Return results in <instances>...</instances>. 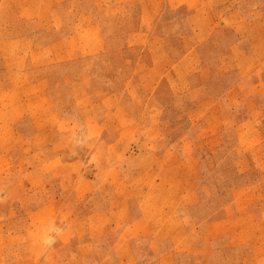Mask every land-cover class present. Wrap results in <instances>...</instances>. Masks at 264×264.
<instances>
[{"label":"crops","instance_id":"obj_1","mask_svg":"<svg viewBox=\"0 0 264 264\" xmlns=\"http://www.w3.org/2000/svg\"><path fill=\"white\" fill-rule=\"evenodd\" d=\"M110 1L0 0V264H42L49 247L57 264H264V157L257 152L264 140L252 146L242 140L264 119V0ZM132 7L135 28L105 37L96 14L119 10V19L129 21ZM157 18L161 34L151 32ZM176 28L185 32L181 40ZM135 48L169 78L166 105L136 77L121 97L91 96L100 81L113 83L88 81L85 68L55 82L85 59ZM59 66L68 70L51 72ZM63 89L67 114L55 101ZM180 99L193 103L184 116L198 131L180 144L164 143L163 115ZM120 115L130 124L115 126ZM237 115L243 119L235 122ZM128 129L141 141L119 153ZM229 131L237 138L235 169L251 181L231 190L217 218L185 221L186 211L201 205L199 155L219 151ZM107 133L109 143L101 141ZM90 137L93 146L80 160L83 138ZM8 180L14 185L7 187ZM98 196L96 208L90 201ZM100 212L111 222L98 223ZM102 230L116 233L105 254L97 248Z\"/></svg>","mask_w":264,"mask_h":264},{"label":"rangeland","instance_id":"obj_2","mask_svg":"<svg viewBox=\"0 0 264 264\" xmlns=\"http://www.w3.org/2000/svg\"><path fill=\"white\" fill-rule=\"evenodd\" d=\"M113 3V0L110 1ZM132 18L129 21H123L119 19L121 16L119 13V10H113V14L110 11L105 12L104 14H96L98 20L101 22V26L103 29V32H105V37H110L108 32H126L127 30H130L131 28H135L136 26V16L135 12L136 8L132 7L131 9ZM163 27L161 28L160 20L157 18L153 26L151 27V32H155V34H161ZM175 37L178 40H181L182 35L185 34L183 32V29L176 28L175 30ZM226 41V40H225ZM226 44L227 41H226ZM206 54H203V57H206ZM211 57V56H210ZM143 57H141L140 49L135 48L132 51L120 50L115 52H108L102 55L101 57H97L95 59H85L83 60V67L81 69H75L73 73L66 74L64 77L61 75L55 81L57 84L62 83L63 80L66 77H74L77 78L81 74L78 72L82 71L83 74V68H85V76L87 77L88 81H96L97 79L101 77H106L107 80L111 81L113 85H103L100 81L96 84L95 88L91 90V96H94L93 94H100V93H117L119 97H121L127 87V81L131 78H138L137 81L139 84H142L145 91H147L150 94H155L154 96L158 99H160V103L166 105L169 103V84H168V77L166 79V76L163 74V69H156V66H154V63H151L149 59L144 60ZM153 60L161 61V59L157 56ZM102 64L101 67H99V64ZM153 66V67H151ZM64 70H68L66 67H56L51 72H58L61 73L64 72ZM163 78V79H160ZM107 82V81H106ZM156 82H159V85H156ZM229 84V83H228ZM183 88V85L180 86ZM228 86H226L224 89H226ZM96 89L95 93H92ZM68 89H63L60 92L57 93V96L55 97V101H57V109L61 114H67L68 112H71V104L68 99ZM196 94V93H195ZM171 97V94H170ZM64 99V100H63ZM184 99H180V106H172L165 112L163 115L165 118L163 127L161 128V132L164 131L163 136L166 138L162 142L167 143L170 140L176 141L177 144H180L181 141H183V138L185 136H194L198 129L193 128V124L189 123L187 117L184 116V109H189L193 103H191L189 100L183 101ZM184 102V107L182 103ZM145 105L150 106V102H144ZM261 108L264 109V100L260 101ZM139 106L141 104L140 100L138 98H134L133 100V106ZM182 105V106H181ZM127 105H123L122 101L120 100L118 103V108L123 109L126 111ZM151 107V106H150ZM131 108H133L131 106ZM130 114V116L136 121L138 117H136V112ZM241 112V111H240ZM240 112H237V114H241ZM77 119H82L81 116L77 115ZM84 119L87 120V116L84 117ZM115 122V126L118 125H126L130 124L129 121L125 120L122 115H120L118 118H113ZM243 117L237 115L235 116L234 121L238 122L241 121ZM228 124V123H227ZM229 124H232V118L229 121ZM228 126V125H227ZM113 128V127H112ZM111 128V129H112ZM255 130V128H254ZM91 134V133H89ZM122 140L121 144H117V148L115 151L121 153L123 151V148L125 147L126 143L129 144H139V138L131 134L130 130L128 129L127 134L124 132L121 134ZM243 135V133H242ZM83 140H86L87 142L84 144V148H82L81 151H79L80 160H84L87 157V151L90 150L88 148H91L93 145L88 146V143L92 141L93 139L90 138H83ZM243 142H247L246 146H249V144L252 146L253 144L259 143L261 140H264V119L262 120V124L259 126L258 131H254V133H251V137L249 140H246V137L244 136L242 138ZM101 141H105L109 143V133L103 135V139ZM236 142L237 138L234 133V131H229L226 134H224V139L222 138V148L219 149V151H216L212 154L207 153H201L199 157L201 158V177L199 175V182L197 184L199 193L202 195L201 197V205L200 208L194 209V210H188L185 213V221L188 220V218H194L197 217L198 222L202 223L204 221L217 218L219 216V213L221 209L224 207V205L228 204L231 200V190L235 188H240L243 185H246L250 183L251 178H244L241 174L237 173L235 166L233 164V161L236 154ZM158 150L161 147V142L158 144ZM83 147V146H80ZM143 152V151H142ZM258 156L264 157V147L257 150ZM78 154V153H77ZM130 154V153H127ZM255 154H257L255 152ZM143 157V156H141ZM134 161L137 162V159H134ZM129 165V164H128ZM80 164H76L75 167H70V170L67 172V181L66 185H69L73 182L71 179L72 177L76 176L77 170L80 168ZM259 167V166H258ZM126 168V167H125ZM130 169H132V166H130ZM87 169V175L92 173L91 171L89 173ZM20 172L17 169L11 170V176H17ZM133 171L131 170V173ZM257 171L253 172L252 175L256 174ZM12 181V179H10ZM7 187L14 185V183L7 181ZM3 190L6 186L2 185ZM100 197H95L93 200L90 201V203L98 208ZM63 207V204L61 202L57 203V209H61ZM101 213V212H100ZM57 213H55L56 215ZM102 214V213H101ZM85 215V216H83ZM91 214H85L81 213V216L83 217H89ZM59 219L61 220L63 217L62 215H59ZM64 216V215H63ZM104 216V213L102 214V217ZM70 221L73 219L72 216H70ZM93 221V220H92ZM100 224H104L105 222L110 223L111 221L105 219L104 217L101 218L99 221H97ZM59 223H57L58 225ZM71 224H74L71 223ZM71 231V229H70ZM101 231L96 230L97 234ZM103 233L99 238L101 239V244L97 247L98 249H101L99 253L105 254L109 253L111 250L110 242L111 240L116 236V233L110 230H102ZM89 237L86 238L88 240ZM92 248H95L93 246H85L84 249L86 251H90ZM98 251V250H97ZM49 255L48 260L43 262L42 264H57L55 254L53 252V249L51 247L48 248L44 252L45 255ZM26 258L29 257V255ZM13 258V257H12ZM24 258V257H23Z\"/></svg>","mask_w":264,"mask_h":264}]
</instances>
